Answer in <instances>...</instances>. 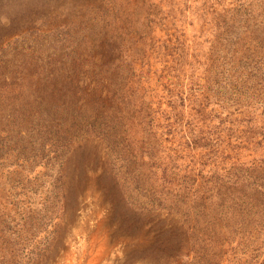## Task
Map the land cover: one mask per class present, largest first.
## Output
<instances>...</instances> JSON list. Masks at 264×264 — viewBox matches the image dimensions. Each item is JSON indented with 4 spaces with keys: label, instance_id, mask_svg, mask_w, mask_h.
Segmentation results:
<instances>
[{
    "label": "rangeland",
    "instance_id": "374dc122",
    "mask_svg": "<svg viewBox=\"0 0 264 264\" xmlns=\"http://www.w3.org/2000/svg\"><path fill=\"white\" fill-rule=\"evenodd\" d=\"M108 1L97 3L120 4L118 34L149 68L114 96L116 134L129 139L83 138L53 157L0 109V264H264V0ZM7 12L19 14L16 0H0V25ZM150 19L149 43L138 23ZM232 35L249 55L240 81L223 73ZM36 36L0 56L20 64ZM182 52L200 95L170 114L163 88ZM197 124L207 149L187 142Z\"/></svg>",
    "mask_w": 264,
    "mask_h": 264
},
{
    "label": "trees",
    "instance_id": "16d2710c",
    "mask_svg": "<svg viewBox=\"0 0 264 264\" xmlns=\"http://www.w3.org/2000/svg\"><path fill=\"white\" fill-rule=\"evenodd\" d=\"M110 1L103 4L110 5ZM115 4L112 11L111 8L102 11L97 0H16L19 14L7 12L3 16L0 55L14 41L23 40L25 35L34 32L37 43L18 55L20 64L15 65L13 60L8 63L0 56V109L21 115V125H25L27 131L29 128L35 130L37 142L47 144L53 157L59 151L64 154L65 149L69 150L83 138L94 136L112 145L129 139L127 136L123 138L124 134H129V128L121 132V139L116 134L114 127L119 122L114 112L117 102L114 96L120 94L123 97L125 84L122 80L126 79L128 72L140 79L149 68L144 70L146 57L134 46V38L125 40L118 34L120 29L115 20L122 8ZM146 23L142 26L138 23V27L148 33L150 43L153 41L154 30L150 25L153 19ZM229 37V47L224 49L223 57L230 68L223 73L229 79L240 81L243 77V73L238 72L242 70L241 60L249 55L239 44L240 37ZM261 53L259 51L257 55ZM185 56L182 52L176 68L167 70L173 82L165 83L163 94L169 98L166 108L170 114L179 111L185 102L195 103L200 95L196 90L198 79H194V69L185 70L182 65ZM60 58L67 62L66 68H59ZM40 59H46L45 63L36 67L33 62ZM138 61H141V67H138ZM184 76H189L188 82L180 81ZM135 83L138 87L139 82ZM201 110L196 111L198 122H201ZM198 126H192L194 129L190 130L187 142L192 147L207 149L208 143L200 144L203 134Z\"/></svg>",
    "mask_w": 264,
    "mask_h": 264
}]
</instances>
